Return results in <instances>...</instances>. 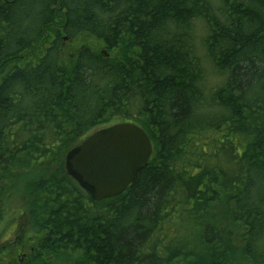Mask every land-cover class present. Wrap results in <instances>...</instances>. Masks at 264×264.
<instances>
[{"label":"trees","instance_id":"16d2710c","mask_svg":"<svg viewBox=\"0 0 264 264\" xmlns=\"http://www.w3.org/2000/svg\"><path fill=\"white\" fill-rule=\"evenodd\" d=\"M118 122L153 153L94 201L65 156ZM1 240L0 264H264V0H0Z\"/></svg>","mask_w":264,"mask_h":264},{"label":"water","instance_id":"95a60500","mask_svg":"<svg viewBox=\"0 0 264 264\" xmlns=\"http://www.w3.org/2000/svg\"><path fill=\"white\" fill-rule=\"evenodd\" d=\"M153 144L143 128L118 122L88 134L65 156V171L94 201L122 194L144 168Z\"/></svg>","mask_w":264,"mask_h":264},{"label":"rangeland","instance_id":"374dc122","mask_svg":"<svg viewBox=\"0 0 264 264\" xmlns=\"http://www.w3.org/2000/svg\"><path fill=\"white\" fill-rule=\"evenodd\" d=\"M39 56H40V50L37 52H35L34 53V55L31 57V61L33 62V63H35L37 60H38V58H39ZM13 210V207L11 208V211ZM18 216V214H15V213H13L12 215H10V218H9V220H11V222H13V223H9V225L10 226H7V228H6V230L4 231V233H3V235H2V239L3 238H6V237H10V239H8V240H10V241H12L13 243L16 241V238H15V236H16V234H13L12 232H13V229H14V226H15V224H17L18 225V229H21L22 228V231H23V229H24V226L22 225V223L24 224V220H22V223H21V217H17ZM17 217V219H15ZM13 218V219H12ZM13 220V221H12ZM4 241L3 240H1L0 241V243L2 244Z\"/></svg>","mask_w":264,"mask_h":264}]
</instances>
